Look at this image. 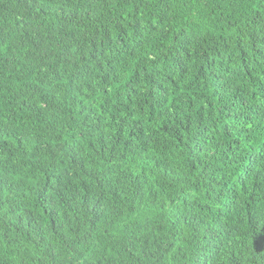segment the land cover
I'll return each mask as SVG.
<instances>
[{"label":"trees","instance_id":"trees-1","mask_svg":"<svg viewBox=\"0 0 264 264\" xmlns=\"http://www.w3.org/2000/svg\"><path fill=\"white\" fill-rule=\"evenodd\" d=\"M0 264H264V0H0Z\"/></svg>","mask_w":264,"mask_h":264}]
</instances>
